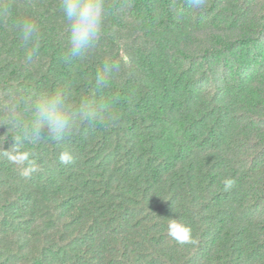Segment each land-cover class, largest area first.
I'll return each mask as SVG.
<instances>
[{
  "label": "trees",
  "instance_id": "obj_1",
  "mask_svg": "<svg viewBox=\"0 0 264 264\" xmlns=\"http://www.w3.org/2000/svg\"><path fill=\"white\" fill-rule=\"evenodd\" d=\"M105 5L94 46L66 59L61 0H0V264H264V0ZM56 91L76 127L36 135L33 101Z\"/></svg>",
  "mask_w": 264,
  "mask_h": 264
},
{
  "label": "clouds",
  "instance_id": "obj_2",
  "mask_svg": "<svg viewBox=\"0 0 264 264\" xmlns=\"http://www.w3.org/2000/svg\"><path fill=\"white\" fill-rule=\"evenodd\" d=\"M190 6L199 11L204 7L205 0H189ZM105 0H61V10L67 20L68 27V48L66 59L83 56L94 46L102 31L105 15ZM18 32L25 43L34 42L38 33V25L35 21L25 18L19 21ZM37 51L34 46L28 54L27 59L31 60ZM105 68L104 71H106ZM97 84L105 82L103 72L97 76ZM33 133L38 135L42 130L55 139H61L69 134L76 127V120L69 101L65 94L56 91L44 97L38 98L32 104ZM79 115L84 119L95 120L96 110L81 107ZM8 159L17 165H25L21 175L30 177L37 171L34 162L29 160V153L15 150L8 154ZM60 162L68 164L72 157L67 152L61 153ZM232 180L225 181V188L233 186ZM168 235L178 243H191V229L182 225L175 219L168 224Z\"/></svg>",
  "mask_w": 264,
  "mask_h": 264
}]
</instances>
